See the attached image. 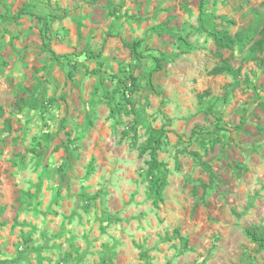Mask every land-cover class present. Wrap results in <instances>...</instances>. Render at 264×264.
<instances>
[{
	"label": "rangeland",
	"instance_id": "obj_1",
	"mask_svg": "<svg viewBox=\"0 0 264 264\" xmlns=\"http://www.w3.org/2000/svg\"><path fill=\"white\" fill-rule=\"evenodd\" d=\"M199 4L0 0V264H264L246 234L264 238V0ZM217 30L249 41L219 49Z\"/></svg>",
	"mask_w": 264,
	"mask_h": 264
},
{
	"label": "trees",
	"instance_id": "obj_2",
	"mask_svg": "<svg viewBox=\"0 0 264 264\" xmlns=\"http://www.w3.org/2000/svg\"><path fill=\"white\" fill-rule=\"evenodd\" d=\"M96 1V0H92ZM205 0H200L199 4V17L203 15V5ZM6 9V8H5ZM30 15L29 12H26L25 10H19L16 15L11 16L8 12V9L5 10L3 14V18L6 20H15L20 18L22 15ZM45 20V19H44ZM210 36L213 39L214 44L219 49H233L237 44H247L249 41V38L247 37V34L244 32L236 33L234 36H231L227 31H211L209 32ZM260 38L248 48V59L251 61H256L260 65H264V28L260 30L259 32ZM113 37V35H109ZM121 43L123 47L129 50L130 55L135 58L136 60H140L145 58L143 56L142 52L139 50L140 41L135 40L131 42H127L123 39H121ZM186 46H189L188 43H186ZM53 56L57 62L60 61L63 55L54 54ZM103 53V49L101 48L99 51H89L88 56L90 58L99 57ZM258 55H262L261 58L258 57ZM153 61V68L150 71V76L154 73L160 72L163 69L162 62L163 59L159 57H152ZM232 73L236 74L238 73V70L234 71L229 66L221 65L218 67H214L211 70V74H221V73ZM71 77V74H70ZM21 102L24 104V106L35 105L34 102H30V100H21ZM3 115L2 107L0 106V118ZM6 128L9 129V122L6 121ZM168 131L161 129L160 131H156L155 133H152L147 140L139 146L138 148V156L143 157L144 155L148 156V161L146 162L147 165V174L151 175L153 173L159 172L161 168L164 166L161 161L158 159V151L160 150V145L162 141V136L166 135ZM193 157L196 156L195 152L190 153ZM166 185V181L164 179H156L151 180V189L155 194L156 199L161 202L162 201V191L164 186ZM246 234L248 237L251 238L254 242L262 243L264 242V238L257 235L256 233L252 232L251 230H246Z\"/></svg>",
	"mask_w": 264,
	"mask_h": 264
}]
</instances>
